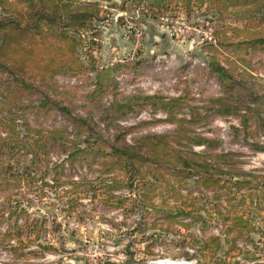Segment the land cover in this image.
<instances>
[{"label": "rangeland", "instance_id": "1", "mask_svg": "<svg viewBox=\"0 0 264 264\" xmlns=\"http://www.w3.org/2000/svg\"><path fill=\"white\" fill-rule=\"evenodd\" d=\"M98 2L89 49L78 53L91 54L95 69L116 65L114 88L85 96L89 62L82 75L56 74V94L35 79L13 84L20 99L9 103L0 77V114L10 104L18 122L0 143V264H264V50L244 55L228 42L252 34H222L224 24L241 26L246 9L218 17L205 2L150 18L138 0ZM214 30L228 44L216 52L230 66L225 86L202 64ZM141 95L161 96L158 109Z\"/></svg>", "mask_w": 264, "mask_h": 264}, {"label": "trees", "instance_id": "2", "mask_svg": "<svg viewBox=\"0 0 264 264\" xmlns=\"http://www.w3.org/2000/svg\"><path fill=\"white\" fill-rule=\"evenodd\" d=\"M205 2L215 8L213 13L218 17L220 15L226 17L229 14L227 12L228 7H244L246 13L241 16V26L233 27L224 24L222 34L226 35L228 32L231 34L233 31H237V28L242 32L252 34V37L247 38V40H238L234 43L228 42L233 45L236 51H242L244 55L251 50H264V0H138V3H142V8L150 18H157L174 9H181L189 14L192 8L200 7ZM15 4H21L23 9H17ZM0 8L2 12L0 15V77L5 79L6 85L3 93L4 97L8 98L9 103L20 99V95L16 91L13 92V84L16 85V90H20L19 86L25 87L28 83L25 78L35 79L38 84L56 94L58 92L55 86L51 84V79L56 74L82 75L89 70V62L90 70L96 71L93 80L94 87L87 92L86 97L99 96L110 86L112 88L116 86L110 75V72L117 68L116 65L95 69L93 68L94 60L91 54L89 56L85 54L84 57H81L78 53L79 47L86 48L84 32L88 30L91 22L98 19V0H0ZM216 33V30L213 31V34L211 32L212 42L205 45L210 54L208 67L210 73L216 75V78H219L225 86L232 79L230 66L227 63H221L216 57V52L220 48H225L224 46H228V44L222 45ZM241 45H244L245 48L241 49ZM86 49H89V45ZM242 67L244 71L246 66ZM1 95L3 96V94ZM14 96L16 98L13 100L12 97ZM141 96L142 99H147V105L151 111L158 109L155 108L157 106H154L152 101L154 99L162 100L161 96ZM50 98L57 107L66 109L62 106V100H57L54 96ZM219 101L220 98L215 99L216 103ZM41 103L44 104L43 101ZM170 103L176 104L175 100ZM248 105L250 106L251 103H248ZM248 105L246 104L245 107L236 112L243 116L249 108ZM263 110L264 105L261 113ZM216 111L220 112L218 108ZM165 113L168 119L169 111ZM232 113L233 111L229 109L223 114L230 115ZM16 120L11 105L7 104L0 114V131H5V136H0V143L7 139V141H12L9 140L8 131L14 130V126L18 125ZM78 121L84 123L86 118H78ZM4 122H8L9 129L1 126ZM19 125L21 126V124ZM27 131L36 135L33 142H40L39 139L44 136L36 129L27 128ZM54 131H49L47 134L53 135ZM155 138H160V136H155ZM144 139L146 141L156 140L148 135L144 136ZM201 142H207L206 138H202ZM115 151L117 152V150ZM157 157L160 159L157 161L162 162L163 157ZM170 157L171 159L175 158V160L180 159L177 154L170 155ZM167 161L174 160L168 159ZM218 171H220L218 174L229 175L230 178L226 180L233 185L238 186L244 183L240 178H236L231 182L234 177L233 173L220 169ZM259 177L261 178L259 185L264 188V175Z\"/></svg>", "mask_w": 264, "mask_h": 264}, {"label": "built area", "instance_id": "3", "mask_svg": "<svg viewBox=\"0 0 264 264\" xmlns=\"http://www.w3.org/2000/svg\"><path fill=\"white\" fill-rule=\"evenodd\" d=\"M203 65H205V66H208V64H206V63H202ZM138 79H140V78H138ZM146 84V83H145ZM148 84V83H147ZM150 111V110H149ZM150 113L152 114V112L150 111ZM156 115V114H155ZM141 116V113L139 112L137 115H136V118L137 117H140ZM1 134L3 135L4 133H2L1 132ZM167 259H171V258H156V259H153V260H150V261H148L147 263H150V262H153V261H161V260H167ZM171 260H175V261H177V260H181V261H184V262H186V264H191V262L190 261H186V260H184V259H171ZM146 263V264H147ZM133 264H140V263H137V262H135V263H133Z\"/></svg>", "mask_w": 264, "mask_h": 264}, {"label": "bare ground", "instance_id": "4", "mask_svg": "<svg viewBox=\"0 0 264 264\" xmlns=\"http://www.w3.org/2000/svg\"><path fill=\"white\" fill-rule=\"evenodd\" d=\"M147 264H186V262L181 261V260H171V259H167V260H161V261H153Z\"/></svg>", "mask_w": 264, "mask_h": 264}]
</instances>
